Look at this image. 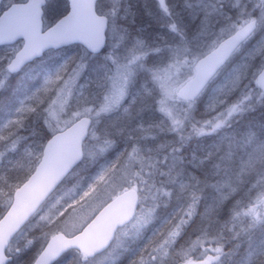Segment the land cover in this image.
<instances>
[{
  "label": "rangeland",
  "instance_id": "374dc122",
  "mask_svg": "<svg viewBox=\"0 0 264 264\" xmlns=\"http://www.w3.org/2000/svg\"><path fill=\"white\" fill-rule=\"evenodd\" d=\"M16 1L21 0H7L5 4ZM145 6L141 0H126L122 13L117 15L113 0H101L98 12L110 20L105 51L92 56L80 47L71 63L63 62L54 70L42 66L43 81L55 82L53 85L58 89L50 103H45L47 114L53 117L49 131L55 133L82 116L91 117L93 125L84 146L85 159L90 163L106 156L103 163L114 164L109 165L107 173L98 171L91 182H83V174L79 172L72 173L16 236L8 249L14 258L11 264H31L52 234L62 231L71 235L79 231L119 192L133 187L144 191L146 171L160 170L156 171L159 176L169 178L175 175L172 171L178 156L170 132L175 128L176 117L184 115L188 105L177 99L176 92L193 76V66L200 57L253 18L258 22L257 31L201 96L206 114L217 113L207 118L210 120H205L197 131L192 128L189 133L207 139L209 131L225 124L227 118H232L229 123L239 121L243 103L260 100L253 95L252 88L264 64V0H158L151 8ZM66 7V0H48L46 27L66 13ZM141 12L143 16L139 15ZM123 19H129L131 25L139 23L136 31L127 34L130 29L122 26ZM19 47V44L4 47L0 60L5 67ZM139 73H142L140 87H148L151 96L155 95L157 86L160 89V94L154 96L150 114L146 109L152 107L151 96L139 97L141 89L135 83ZM129 132L131 135L120 141L123 138L120 135ZM111 134L119 140H113ZM129 143L130 153L124 154ZM43 147L44 144L26 147L18 160L9 155L11 147L5 145L0 149V198L9 200L8 206L18 186L11 184L10 191L2 187L7 183V173L16 169L27 171V176L31 174L41 159ZM239 150L238 164L264 163L263 138H249ZM118 161H122L120 166ZM8 165L9 168L3 169ZM220 183L226 185L224 180ZM151 204L141 197L136 218L118 232L105 253L87 259L73 251L56 264H117L124 254H127L125 264H163V244L149 223L165 224L169 229L170 217L151 218ZM259 210L253 209L255 213ZM236 227L232 230L236 229L238 234L242 227L239 224ZM255 242L240 264H250L261 255V261L264 260V236ZM202 257L207 264H224L219 254Z\"/></svg>",
  "mask_w": 264,
  "mask_h": 264
},
{
  "label": "trees",
  "instance_id": "16d2710c",
  "mask_svg": "<svg viewBox=\"0 0 264 264\" xmlns=\"http://www.w3.org/2000/svg\"><path fill=\"white\" fill-rule=\"evenodd\" d=\"M141 1L146 5L145 8H151L158 0ZM125 4L126 0H113L117 15L122 13ZM106 14L109 15L107 12ZM139 15L143 16V13ZM194 23L197 26V22ZM123 24L125 29H130L127 34L135 32L139 25H131L129 19H123ZM78 50L79 46H72L49 52L17 75H9L5 63L0 60V149L3 150L5 145L11 147L8 153L13 155L14 160H18L23 149L42 146L53 134L48 128L53 117L47 114L45 103H50L58 89L53 85L55 82L43 81L42 66L54 70L63 62L71 63L72 56H76ZM3 52L4 48H0V55ZM140 78L139 76L135 82L141 89L140 95L151 96L148 87H140ZM252 92L260 100L243 103L245 106L238 118L240 120L229 123L232 118H227L225 124L209 131L211 134H208L207 139L189 132L192 128L197 131L217 111L207 115L201 97L189 103L187 112L176 117L175 128L170 132L178 156V163L172 174L177 178L175 175L171 178L159 176L156 171L160 170L146 171L144 191H140V195L144 201L153 203L150 205V217H170L169 229L165 224L149 223L155 227V236L163 244V264H207L202 257L205 254H219L224 264H240L246 260L255 241L264 236V163L255 162L248 166L237 163L239 148L249 138L264 139V94L257 82ZM159 94L157 86L155 95ZM154 96H151L152 107L146 109L148 114L155 104ZM13 111L18 112V115L13 114ZM21 127L24 128L23 131L17 129ZM132 134L137 136V133ZM129 135L131 132L120 135L123 137L120 141ZM111 137L119 140V137ZM130 148L131 143L125 147L124 154L130 153ZM105 159L106 156L103 160L90 163L84 159L72 173L79 172L83 174V182H91L92 177L99 174L98 171L106 172L109 165L111 167L114 164L103 163ZM121 164L122 161L117 162L118 166ZM12 167L17 168L14 165ZM7 168L9 165L3 169ZM27 173L12 169L7 173V183L2 187L10 191L13 185L19 186L30 175L27 176ZM223 180L226 183L224 187L220 183ZM222 188L225 190L222 191ZM9 202L0 198V216L6 211ZM259 203L261 204L258 205ZM253 209L261 210L255 213ZM237 224L242 227L238 234L235 231ZM233 227L236 229L232 230ZM126 257L127 254L120 256L117 264H125ZM261 260L262 255L251 262L261 264Z\"/></svg>",
  "mask_w": 264,
  "mask_h": 264
},
{
  "label": "water",
  "instance_id": "95a60500",
  "mask_svg": "<svg viewBox=\"0 0 264 264\" xmlns=\"http://www.w3.org/2000/svg\"><path fill=\"white\" fill-rule=\"evenodd\" d=\"M67 2L68 12L46 30L43 24L46 0L15 3L0 15V46L23 41L22 48L7 66L11 74L21 71L49 50L74 44L83 46L91 54L104 50L109 20L97 13L98 0ZM256 28V21L246 23L198 59L193 77L179 88L177 97L187 102L195 101ZM257 81L264 92V67ZM91 122L89 117H81L46 142L34 172L15 191L11 205L0 219V264L12 261V257L6 255L12 239L82 161L83 144ZM138 206L139 195L135 189L122 192L103 206L78 233L72 236L56 233L50 237L33 264H53L70 250H78L89 258L103 253L113 243L117 231L132 221Z\"/></svg>",
  "mask_w": 264,
  "mask_h": 264
},
{
  "label": "bare ground",
  "instance_id": "6f19581e",
  "mask_svg": "<svg viewBox=\"0 0 264 264\" xmlns=\"http://www.w3.org/2000/svg\"><path fill=\"white\" fill-rule=\"evenodd\" d=\"M139 97H142V96H139ZM139 97H138V98H139ZM136 101H137V100H136ZM136 101H135V102H136ZM135 102H134V103H135ZM134 103H133V104H134ZM32 173H33V171H32Z\"/></svg>",
  "mask_w": 264,
  "mask_h": 264
},
{
  "label": "clouds",
  "instance_id": "9594fccd",
  "mask_svg": "<svg viewBox=\"0 0 264 264\" xmlns=\"http://www.w3.org/2000/svg\"><path fill=\"white\" fill-rule=\"evenodd\" d=\"M261 264H264V261H261Z\"/></svg>",
  "mask_w": 264,
  "mask_h": 264
},
{
  "label": "flooded vegetation",
  "instance_id": "af4514ba",
  "mask_svg": "<svg viewBox=\"0 0 264 264\" xmlns=\"http://www.w3.org/2000/svg\"><path fill=\"white\" fill-rule=\"evenodd\" d=\"M250 264H253L252 262H250Z\"/></svg>",
  "mask_w": 264,
  "mask_h": 264
}]
</instances>
